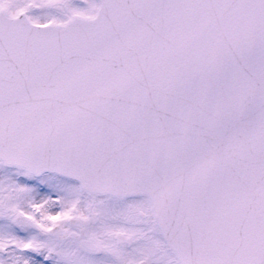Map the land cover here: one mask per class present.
<instances>
[{"label": "snow or ice", "instance_id": "obj_1", "mask_svg": "<svg viewBox=\"0 0 264 264\" xmlns=\"http://www.w3.org/2000/svg\"><path fill=\"white\" fill-rule=\"evenodd\" d=\"M0 264H264V0H0Z\"/></svg>", "mask_w": 264, "mask_h": 264}]
</instances>
